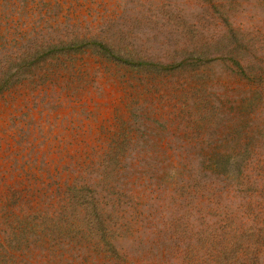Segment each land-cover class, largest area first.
Wrapping results in <instances>:
<instances>
[{"label": "rangeland", "instance_id": "1", "mask_svg": "<svg viewBox=\"0 0 264 264\" xmlns=\"http://www.w3.org/2000/svg\"><path fill=\"white\" fill-rule=\"evenodd\" d=\"M0 264H264V0H0Z\"/></svg>", "mask_w": 264, "mask_h": 264}, {"label": "trees", "instance_id": "2", "mask_svg": "<svg viewBox=\"0 0 264 264\" xmlns=\"http://www.w3.org/2000/svg\"><path fill=\"white\" fill-rule=\"evenodd\" d=\"M22 54H23V58H22V60H23V59H25L26 57H27V58L30 57V55H31V51H30V50H29V51H25V53H22ZM22 54H21V55H22Z\"/></svg>", "mask_w": 264, "mask_h": 264}]
</instances>
